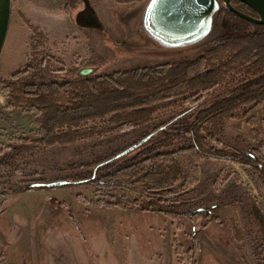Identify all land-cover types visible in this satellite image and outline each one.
I'll return each mask as SVG.
<instances>
[{"label": "rangeland", "instance_id": "rangeland-1", "mask_svg": "<svg viewBox=\"0 0 264 264\" xmlns=\"http://www.w3.org/2000/svg\"><path fill=\"white\" fill-rule=\"evenodd\" d=\"M89 1L101 29L81 30L76 25L75 17L84 9L83 0L70 14L65 0H12L10 27L0 55V78H10L27 61L32 26L40 28L49 39L45 48L53 62L48 61L46 68L39 66L41 75L27 82L54 79L63 83L81 77L80 71L86 68H94L96 72L84 78L129 68L175 64L200 56L217 40L235 32L233 20L223 18L218 12L212 31L200 41L181 48H163L141 30L149 0L124 4L113 0ZM4 89L5 84L0 85V190L3 192L0 247H4L9 264H264L261 172L235 162L202 159L191 151L175 156L190 180L186 190H181V182L170 197L176 204L187 202L185 212L206 209L200 211L205 214L197 216L183 213L167 216L165 211L171 208L163 202L165 199H161L162 211L156 212L92 206L90 200L95 199V194L91 182L45 189L41 196L32 198L21 196L33 182L91 179L97 173L94 170L97 164L156 131H153L156 126L168 123L171 117L191 109L190 104L161 106L145 136L130 130L102 140L32 150L22 140L39 137L37 118L32 112L11 107L10 96ZM221 94L226 91L215 93ZM182 128L181 125L174 131L166 128L135 152L108 164L106 172L119 170L136 156L153 158L161 153L162 143L183 148L178 134ZM224 131L219 147L242 148L254 153L258 141L264 142V109L257 112L254 109L242 120L227 121ZM254 155L260 158L262 154ZM138 191L130 193V197H140L143 190ZM103 193L104 201L110 199L107 193L117 195L106 185ZM18 200L26 201L33 210L32 216L38 217L30 221L34 225L14 226L23 230L22 233L37 234L31 250L6 246L4 239L12 233L5 207L11 209ZM37 204L41 205V211L34 206ZM210 220V225H206ZM0 257L5 258L2 252Z\"/></svg>", "mask_w": 264, "mask_h": 264}, {"label": "trees", "instance_id": "trees-1", "mask_svg": "<svg viewBox=\"0 0 264 264\" xmlns=\"http://www.w3.org/2000/svg\"><path fill=\"white\" fill-rule=\"evenodd\" d=\"M113 1L124 4L139 0ZM79 4L80 0H65L69 14ZM232 5L256 16L240 1L233 0ZM219 14L227 15L236 23L235 32L220 38L196 58L87 78L76 77L63 83L54 79L27 82L29 78L41 75L39 66L46 68L48 61L53 62L45 48L49 39L40 28L32 26L27 61L10 78H0V85L5 84L4 90L10 96V106L32 112L37 118L39 137L23 139V145L41 150L55 145L102 140L130 130L145 136L161 106L186 103L192 108L153 129L157 131L164 127L159 134L166 128L174 131L181 125L183 128L178 134L184 147L171 148L162 143L159 145L161 153L153 158L136 156L111 173L106 172L110 164L100 168L95 178L94 175L90 177L95 194L90 205L156 212L162 211L161 199H165L163 202L171 208L165 211L167 216L205 214L185 212L187 202L176 204L170 197L181 182V190H186L185 185L190 180L188 172L175 158L180 152L187 151L202 159L235 162L253 168L256 173L261 172L264 184L263 141H258L256 149L252 148L255 154H262L260 158L242 148L219 147L227 121L245 119L254 109L264 105V25L242 19L223 4ZM220 90L226 94L215 95ZM105 185L117 192V195L107 193L108 201L103 200ZM138 189L143 190L140 197L131 198L130 193H137ZM0 261L3 262L0 264H6L1 257Z\"/></svg>", "mask_w": 264, "mask_h": 264}, {"label": "water", "instance_id": "water-1", "mask_svg": "<svg viewBox=\"0 0 264 264\" xmlns=\"http://www.w3.org/2000/svg\"><path fill=\"white\" fill-rule=\"evenodd\" d=\"M233 0H149L143 14L141 30L147 38L156 41L163 48H181L194 44L211 31L215 16L221 9V5L242 19L254 24L264 25V0H237L251 8L256 16L246 14L232 5ZM84 9L79 10L75 17L76 25L80 28L92 27L101 29L102 25L98 16L94 13L89 0H83ZM12 17V0H0V55L6 42ZM143 35V36H144ZM94 68L82 69L81 77L95 74ZM152 132L140 141L131 145L124 151L97 164L95 172L100 168L135 152L141 146L151 141L160 130ZM96 176L94 175L93 178ZM81 180L73 182L59 180L55 182H33L27 188L34 189H56L68 185H79L89 182ZM1 193V191H0ZM215 208V207H213ZM198 209L197 211H205Z\"/></svg>", "mask_w": 264, "mask_h": 264}, {"label": "crops", "instance_id": "crops-1", "mask_svg": "<svg viewBox=\"0 0 264 264\" xmlns=\"http://www.w3.org/2000/svg\"><path fill=\"white\" fill-rule=\"evenodd\" d=\"M261 108L264 109V105L260 106L258 109L261 110ZM258 109H255V112H257ZM42 191L43 190H27V191L22 192L21 196L22 197H26L27 196V197H30V198L35 197V196H41L42 195ZM51 199L52 198H50V200ZM51 202H52V200H51ZM37 205H34V206L37 207L41 211L42 210L41 205L40 204H37ZM31 209L32 208L29 207L28 203L26 201H24V200L16 201L11 206V209L5 207L6 211L4 212V210H3V212H4V214L8 213V216H6V218L9 217L10 224H11V226L10 225L9 226L12 229V233L9 234L10 237L8 239L4 238L5 241H6V246L7 245L8 246L10 245L11 247L15 246V247H17V248H15L16 250H19V249H22V248H24L25 250H27V248H28V250H31L32 247H34L37 234H34L32 232L22 233L23 230L19 231V227H16V229L14 228V226H16V225L20 226L21 223L22 224H31L30 221H32V218L35 219V220H38V217H33L32 216L31 211H33V210H31ZM31 225H34V224H31ZM38 232H39L38 234L41 235V232L40 231H38ZM39 235H38V238H39ZM11 242H14V243H11ZM0 252L3 253L6 263L9 264L7 259H6V251L4 250V247H2V246L0 247Z\"/></svg>", "mask_w": 264, "mask_h": 264}, {"label": "flooded vegetation", "instance_id": "flooded-vegetation-1", "mask_svg": "<svg viewBox=\"0 0 264 264\" xmlns=\"http://www.w3.org/2000/svg\"><path fill=\"white\" fill-rule=\"evenodd\" d=\"M221 15V14H220ZM223 18H224V16L225 15H221ZM226 18H227V15L225 16ZM230 20V19H229ZM237 26H236V23H234V28H236ZM31 190V189H30ZM51 190H53V189H51ZM1 191V190H0ZM25 191H27V188L25 189ZM3 194V192H1L0 193V195H2Z\"/></svg>", "mask_w": 264, "mask_h": 264}]
</instances>
